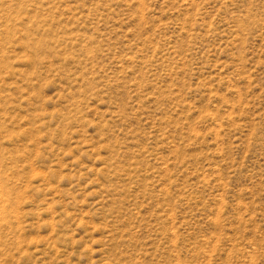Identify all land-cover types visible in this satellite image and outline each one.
I'll list each match as a JSON object with an SVG mask.
<instances>
[{"label":"rangeland","instance_id":"obj_1","mask_svg":"<svg viewBox=\"0 0 264 264\" xmlns=\"http://www.w3.org/2000/svg\"><path fill=\"white\" fill-rule=\"evenodd\" d=\"M0 264H264V0H0Z\"/></svg>","mask_w":264,"mask_h":264}]
</instances>
